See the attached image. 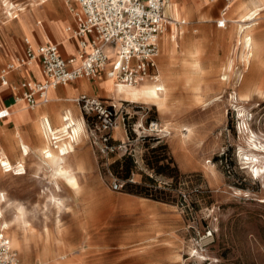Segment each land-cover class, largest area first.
Wrapping results in <instances>:
<instances>
[{
	"label": "rangeland",
	"instance_id": "rangeland-1",
	"mask_svg": "<svg viewBox=\"0 0 264 264\" xmlns=\"http://www.w3.org/2000/svg\"><path fill=\"white\" fill-rule=\"evenodd\" d=\"M233 23L208 31L191 27V31L197 28L192 35L203 46L199 98L174 84L168 89L164 113L152 103L120 106L127 132L125 147L118 154L101 157L97 180L82 176L87 182L79 183V189L78 184L73 188L59 183L58 188L44 181L37 188L28 186L33 190L29 198L16 199L14 176L5 173L0 196L22 208V218L30 227L25 233L15 225L4 229L20 264L46 260L63 264H264V177L252 176L254 163L244 164L241 159L248 154L264 162V153L253 149L254 142L264 144V94L253 95L249 103L241 101L257 71L253 61L247 66L238 59L237 25ZM231 28L229 38L226 34ZM254 28L253 42L264 34V11ZM160 53L161 49L158 57ZM11 63L17 65L18 60ZM232 95H239V100ZM240 106L246 112L241 118L237 116ZM151 121L160 130H147ZM242 121L247 128L244 124L240 128ZM153 148L158 165L169 177L155 174L146 165ZM124 155H131L136 164L130 181L144 183L151 177L155 184H144L169 198L168 202L151 199L158 207L152 209L148 230H142L140 223L130 225L127 216L110 221L98 216L108 208L105 204L123 192L112 188L113 179L124 181L111 171L110 164ZM0 206L1 224L11 219L13 208L2 202ZM127 232L129 241L116 244L117 237ZM24 235L27 241L22 243Z\"/></svg>",
	"mask_w": 264,
	"mask_h": 264
},
{
	"label": "crops",
	"instance_id": "crops-1",
	"mask_svg": "<svg viewBox=\"0 0 264 264\" xmlns=\"http://www.w3.org/2000/svg\"><path fill=\"white\" fill-rule=\"evenodd\" d=\"M170 2L177 8L180 18L175 19L165 8L166 6L164 7L165 16L175 21L183 19L185 23L178 26L169 24L164 33L171 31L174 27L176 30L175 42L179 41L181 48L184 42L192 40L191 42L200 48L201 53H203V46L197 38L198 36L192 35L197 32V28H192L191 31L192 26H198L200 30L206 31L218 28L225 29L229 23L234 21L236 23L244 5L247 11L257 13V23L255 24L257 25L259 14L264 11V0H166V5ZM8 3L6 0H0V73L8 64L24 55L26 49L25 39H29L34 46L47 43L57 44L60 55L65 59L78 51L79 39L72 36L67 30L68 26L73 28L76 25L73 15V9L77 7L75 0H14V3ZM257 4L259 6L258 10L255 8ZM11 7L16 10L17 16L8 15L7 12ZM219 20L225 21L223 27L216 24ZM254 26L252 30L255 29ZM231 30L232 28L226 34L229 38L232 33ZM164 33L159 39L158 46L161 53L160 57H158V54L156 58L155 69L161 82L160 68L168 70L170 73L179 71V67L175 64L168 67L169 59L162 56ZM261 36L258 41L263 42L264 34ZM109 50L112 52L113 48ZM111 54L110 60L113 59V52ZM254 71H257L256 76L259 71L257 69H254ZM5 78L7 84L2 85L0 83V107H7L11 111V115L0 120V160L4 161L7 158L13 168L16 165H21L24 171L20 174H14L12 171H3L0 167V179L6 175L5 173L11 172L13 174L16 183L15 198H29L28 194L32 193L33 190L29 191L28 186L36 187L40 182L49 181L55 186L58 185V188L59 183L70 186L66 179L68 175H54V169L58 167L65 169L67 172H73L78 186L79 183L87 182L85 179L82 180V176L90 175L95 179L99 172L101 157L97 155L94 146L90 142L86 131L85 117L73 98L80 94H86L110 100L116 105L117 103L120 104L119 106L123 103L130 105V99L125 97L124 92L119 89L122 83L118 84L104 73L94 79L80 78L66 85H58L48 89V100L29 108L24 101L15 100L16 95L20 94V91L16 90L15 87L23 80L44 81L39 63L34 62L28 66L16 65L6 73ZM159 79L157 83H159ZM176 85V88L181 87L180 83ZM259 96L262 97L263 94H259ZM185 99H187L186 102H193L189 98H183L182 100ZM124 109L126 108L124 107ZM167 109L168 105L165 111ZM125 114H129V111L126 110ZM75 121L83 123V130L74 135L71 144L63 145L65 154H62L59 149L60 154L54 160L44 158L42 151L46 144L49 143L50 149L54 146H56L54 149L58 148L56 144L52 143V141L55 143L58 139L53 138L52 133L60 134L63 124L70 123V127H72L76 123ZM126 134L123 123H120L113 130L112 136L115 142H123ZM118 193L120 195L117 196V199L121 202L116 199L114 202L105 204L108 208L103 211L100 210L98 216L105 215V219L109 221L118 215L127 216V218H130V225L140 223L144 226L142 230H148L151 225L152 209L158 207L151 203L155 201L126 192ZM1 230L6 235V231L2 227H0ZM137 234L140 237V232ZM130 238V232L122 234L121 237H117L116 244H124Z\"/></svg>",
	"mask_w": 264,
	"mask_h": 264
},
{
	"label": "built area",
	"instance_id": "built-area-1",
	"mask_svg": "<svg viewBox=\"0 0 264 264\" xmlns=\"http://www.w3.org/2000/svg\"><path fill=\"white\" fill-rule=\"evenodd\" d=\"M73 9L75 27H67L79 39L77 54L65 59L55 43L32 46L25 39V53L17 65L28 66L38 62L44 81L23 80L16 90L15 100L24 101L29 108L48 100L47 91L80 78L94 79L101 73L117 83L136 85L145 80L158 82L156 58L159 39L169 24L181 25L185 21L169 19L164 14L166 0H75ZM223 27L225 21H217ZM110 48H113V59ZM16 66L10 63L0 73V83L7 84L6 73ZM161 91L160 87L157 88ZM86 120V131L91 144L100 157L118 154L124 142H115L113 130L124 125L120 106L110 100L80 94L73 98ZM11 115L7 107H0V120ZM151 121L147 130L158 131ZM55 140V139H53ZM0 167H8L0 161ZM23 172V171H21ZM15 173V172H13ZM122 183L113 179L112 188L120 189ZM0 264H19V258L10 246L9 238L0 231Z\"/></svg>",
	"mask_w": 264,
	"mask_h": 264
},
{
	"label": "bare ground",
	"instance_id": "bare-ground-1",
	"mask_svg": "<svg viewBox=\"0 0 264 264\" xmlns=\"http://www.w3.org/2000/svg\"><path fill=\"white\" fill-rule=\"evenodd\" d=\"M165 6H166L165 8L170 12V14L175 19L180 18L179 12L172 2L167 3V5ZM255 8L256 10H258L259 8L258 4L257 7ZM15 11L16 10L12 11V7H11L9 8V12L7 13L9 16L15 17L18 15V13H15ZM256 14L257 13H255V11H250V10L247 11L246 6L244 5L241 13L238 15V18L236 20L237 26L235 31H237L236 34L238 38L237 44L239 46V52L237 54L238 59L241 62H245L246 65L248 64L247 66H249L250 64L249 62L253 61L255 64V69L259 71L256 77L253 80H251L248 84H246L245 90L241 94V101H244L246 103H249L252 100L253 95L264 94V60L262 59V53L264 51L263 50L264 41L253 42V39L251 37V31L253 29V26L257 23ZM175 39H176V30L174 29V27H172L171 31L164 33L162 40V56H166L169 59L168 67L175 64L179 67V71L177 73H172V72L170 73L169 71L161 68L160 74H161L162 82L158 78L160 80L159 83L152 82L150 80H145L143 81L144 83L142 82L136 85H124V84L122 85L121 83H118L121 84L119 89L124 92L125 97L130 99V102L152 103L157 107L158 111L164 112L167 107L166 100L168 96V89L169 87H172L174 84L177 83H180L182 87L188 92H192L193 95L198 96V91L200 89V76L203 69L201 64V51L199 50L198 47H196L190 42H184L183 47L181 48L180 44H178V42H175ZM27 40L34 47L31 41L29 39ZM32 63H34V61L28 62V65H31ZM230 65L231 62L229 61V63L227 64V68L228 67L230 68ZM221 79L224 80V76ZM158 87H160L161 91L157 90ZM238 96L239 95H232V98H234L235 100H239ZM196 98H199V96ZM237 111H238L237 114L238 117L241 118L245 116L246 112L242 106H240V108ZM243 124L246 127V122L242 121L239 124L240 128L241 125ZM70 125H71L70 123L66 125L63 124L60 129V134L52 133L53 138H58L56 139L55 143L52 141V143L54 145L56 144L58 148L54 149V147H56L54 146L50 149L48 146L49 143L48 145L46 144L43 151L41 150L44 158L46 157L51 160H54L56 156L57 155L59 156L60 154L59 149L61 150L62 154H65L64 153L65 148H63V145H67L68 143L71 144L72 139L74 140V135H76V133L83 130L82 122L77 121L76 123H74L72 127H70ZM153 126L157 130H160L158 128L159 127L158 123H154ZM63 132L65 133L63 134ZM254 143H255L253 146L254 151H259L261 153H264V144H260L257 142ZM241 159L244 160V164L254 163L251 168L252 176H255L256 178L264 177V162L261 159L257 158V156H250L248 154H243L241 156ZM2 162L5 164V167H8L7 171L15 172L14 174H20L23 173L21 171H24L21 165H16L15 168H13L9 163V161H7V158H5L4 161ZM54 172H55L54 175H68L66 177L68 184L71 185L73 188L77 187L76 177L75 175H73V172H67L65 171V169L60 167L54 169ZM0 202L4 203L6 207L9 206L10 208L11 207L13 208L11 219L2 221L0 224L3 229L8 230L11 226L15 225L16 227L20 228L23 233L30 230V227L28 226V222L22 218V208L20 206H11L10 202L5 201L3 195L0 196ZM1 214L2 212L0 206V219H1ZM12 238L14 239V236H12ZM14 241H15L14 242L15 245L17 241L15 239ZM20 241H22V243L26 242L27 237L24 235L23 239H20ZM55 263L56 262L51 260L44 261V264H55Z\"/></svg>",
	"mask_w": 264,
	"mask_h": 264
},
{
	"label": "trees",
	"instance_id": "trees-1",
	"mask_svg": "<svg viewBox=\"0 0 264 264\" xmlns=\"http://www.w3.org/2000/svg\"><path fill=\"white\" fill-rule=\"evenodd\" d=\"M85 118L86 120L90 119L87 116H85ZM124 125H125V122H124ZM163 147H165V145H163ZM150 151L152 155L146 159V165L148 166V168L151 169L155 174H162L166 177H169V173L163 171V166L158 165V161L160 159L158 158V155L155 154L156 149L153 148ZM135 167H136V164L131 155H124L120 159H116L110 164L111 171L114 174H116L119 178H121L122 181H124L120 189H122L123 192L133 194L136 196L149 198V199L162 201V202H168L169 198L167 197L164 191L158 190V189L154 190L153 187H149L146 184H144L146 181L150 183L151 182L154 183L153 178L146 177L143 180L144 183H135V182L130 181L131 173L134 172Z\"/></svg>",
	"mask_w": 264,
	"mask_h": 264
}]
</instances>
